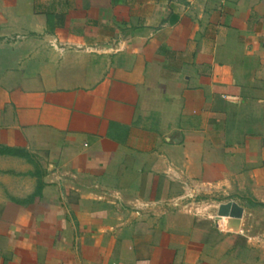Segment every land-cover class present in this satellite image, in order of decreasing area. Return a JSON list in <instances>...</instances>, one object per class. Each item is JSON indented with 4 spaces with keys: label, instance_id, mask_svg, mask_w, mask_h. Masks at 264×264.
<instances>
[{
    "label": "crops",
    "instance_id": "0c3cea01",
    "mask_svg": "<svg viewBox=\"0 0 264 264\" xmlns=\"http://www.w3.org/2000/svg\"><path fill=\"white\" fill-rule=\"evenodd\" d=\"M255 203L264 0H0V264H264Z\"/></svg>",
    "mask_w": 264,
    "mask_h": 264
},
{
    "label": "rangeland",
    "instance_id": "374dc122",
    "mask_svg": "<svg viewBox=\"0 0 264 264\" xmlns=\"http://www.w3.org/2000/svg\"><path fill=\"white\" fill-rule=\"evenodd\" d=\"M219 202L220 199L199 195L194 198H187L184 201L183 206H188V208H191L200 216L214 217L217 214ZM247 218H249V215ZM231 223L232 230H234V228L238 229L242 227V222L240 221H232ZM228 228H230V226H228Z\"/></svg>",
    "mask_w": 264,
    "mask_h": 264
},
{
    "label": "water",
    "instance_id": "95a60500",
    "mask_svg": "<svg viewBox=\"0 0 264 264\" xmlns=\"http://www.w3.org/2000/svg\"><path fill=\"white\" fill-rule=\"evenodd\" d=\"M219 217H229L237 221L244 216V208L235 202L222 203L218 206Z\"/></svg>",
    "mask_w": 264,
    "mask_h": 264
},
{
    "label": "built area",
    "instance_id": "2783aa9c",
    "mask_svg": "<svg viewBox=\"0 0 264 264\" xmlns=\"http://www.w3.org/2000/svg\"><path fill=\"white\" fill-rule=\"evenodd\" d=\"M195 197V196H194ZM193 196H186L185 198H182V202H181V204H179V202H175V205L176 206H179V205H183V203H184V201L187 199V198H194ZM186 209H188V210H190V211H193L191 208H188V206H184ZM194 212V211H193ZM196 213V212H195ZM211 219H213V220H215L217 223H218V225L220 226V227H224V228H228V226H230V228L229 229H231L232 228V221H237L236 219H232V218H229V217H219L218 216V214H216L214 217H210ZM225 219V220H224ZM227 220V221H226ZM238 221H242V219H240V220H238ZM232 230V229H231ZM232 231H235V232H238V233H243V227H241V228H238V229H236V228H234V230H232Z\"/></svg>",
    "mask_w": 264,
    "mask_h": 264
},
{
    "label": "trees",
    "instance_id": "16d2710c",
    "mask_svg": "<svg viewBox=\"0 0 264 264\" xmlns=\"http://www.w3.org/2000/svg\"><path fill=\"white\" fill-rule=\"evenodd\" d=\"M253 206H255V207H263L264 204H261V203H255V204H253Z\"/></svg>",
    "mask_w": 264,
    "mask_h": 264
}]
</instances>
